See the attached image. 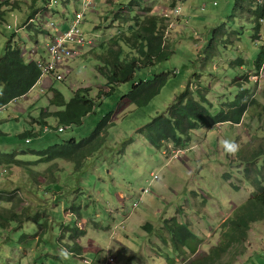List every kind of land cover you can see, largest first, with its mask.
<instances>
[{"label":"rangeland","instance_id":"obj_1","mask_svg":"<svg viewBox=\"0 0 264 264\" xmlns=\"http://www.w3.org/2000/svg\"><path fill=\"white\" fill-rule=\"evenodd\" d=\"M8 1L0 0V59L12 37L22 50L35 47L30 33L23 29L31 13L37 11L35 22L46 30L52 19L62 17L59 23H66L65 18H70V22L82 10L81 0H12L18 2L19 9H9ZM131 1L137 0H93L81 29L96 40V45L78 51L58 68L50 86L39 81L28 98L0 109V130L6 133L0 137V156L14 153L16 159L29 162L37 180L27 170L28 165L0 159V212L6 209L19 214L0 231V264H170L165 252L176 257L175 264H190L218 243L222 222L256 192L246 169L252 167L251 176L255 177L256 167H264V155L252 158L264 149V69L255 68L262 43L254 40L253 24L249 19L233 20L237 0H144L152 14L156 11L160 16L166 10L182 8L186 21L169 22L168 43L173 44V56L139 72L133 81L116 87L112 95L98 98L100 91L111 89L95 56L101 53L102 43H108L119 31L126 32L133 23L123 6ZM55 5L58 14L51 9L42 14V8ZM157 5L161 8L154 11ZM117 13L126 18L115 21ZM222 26L228 32L215 42V32ZM40 34L42 47L46 35ZM126 53L130 55L129 50ZM239 60H243V67L236 64ZM161 74H168L169 82L148 106L138 108L123 101L139 81ZM239 77L243 89L234 84ZM189 86L196 97L199 90L207 95L214 104L207 107L214 112L229 106L239 92L249 91L245 95L249 112L242 124L197 130L181 153L173 143L153 145L142 128L159 115L168 116ZM84 88L91 90L94 113L85 117L83 124L68 126L62 132L57 129L61 126L57 120L45 114V124L51 130L44 132L45 124L37 122L42 110H62L49 105L54 92L59 91L69 102L75 91ZM110 114L114 125L108 129L107 140L83 168L62 158L36 163V150L63 140L88 138ZM29 129L40 136L27 142L19 134ZM225 141L236 146L234 153L226 149ZM172 217L189 223L203 239L195 255L174 253L165 225ZM149 224L154 226L152 231ZM83 229L86 233L81 235ZM77 235L87 247L84 256L71 252ZM235 264H264V221L253 225L246 252Z\"/></svg>","mask_w":264,"mask_h":264},{"label":"trees","instance_id":"obj_2","mask_svg":"<svg viewBox=\"0 0 264 264\" xmlns=\"http://www.w3.org/2000/svg\"><path fill=\"white\" fill-rule=\"evenodd\" d=\"M11 1L9 0L6 3L9 9L20 8L18 2L12 3ZM49 1L53 2L52 0ZM64 1L67 3L72 0ZM49 5L47 3V6ZM47 6L41 9L42 14H46L49 9L58 14L59 9L56 5L52 8H47ZM123 6L126 7L129 17H132L133 23L126 29V32L119 31L117 35L108 40V43H102L101 53L95 56L103 65L99 68V71L106 79L108 89H111L107 92L100 91L98 98L112 95L116 87L133 81L139 72L167 62L173 56V44L168 43L170 34L167 35L170 27L169 19L152 14V9L146 6L144 0L131 1ZM137 10L143 15H137ZM122 12L125 11L122 10ZM120 13L114 14L115 21H119V18H126L125 15L120 16ZM2 16L3 13L0 12V24ZM36 16L37 11L36 14L31 13L23 26V29L27 30L35 41V46L39 45L41 32L46 35L45 37L52 36L48 28L42 30L38 20L35 22ZM237 18L249 19L254 26V40H259L262 43L261 51L255 61L256 70L261 71L264 69V41L262 40L264 0H237L233 20ZM179 21H182V18ZM227 32L226 26L218 28L215 32L214 41L216 42L220 35ZM14 40V37L10 38L0 59V109H4L12 102L27 96L38 84L42 75L36 60L27 58L21 49L23 46L15 43ZM127 50H129L130 55L126 53ZM242 63L243 60L236 62L238 67H243ZM241 81V77L234 81L235 86L239 89H243ZM168 82V74L141 80L133 86L132 90L123 98V101L134 104L138 108L146 107L160 95ZM90 92V88L79 89L74 92L71 100L67 102L62 93L55 91L52 98L49 99V105L62 110L52 113L42 110L41 120L39 119L37 122L45 124L44 115L48 114V116H53L61 127L65 126L66 128L83 124V119L94 113L96 108L95 101L90 98ZM248 92H239L236 100L230 103L229 106L214 112L207 107V104L211 108L214 107L207 95L199 90L198 99L196 92H193L191 86H189L171 106L168 116L159 115L142 130L147 140L153 145H163L171 142L178 147L187 146L192 141L194 133L203 127L242 124L250 108L248 101L245 99ZM112 125H114L113 114H110L104 117L97 125L95 132L88 138L63 140L60 143L36 150L35 152L39 154L36 163H48L62 158L73 161L79 168H83L86 161L102 149L107 140L108 129ZM5 134L0 130V137ZM36 135L40 136V132H35L32 129L19 134L26 141L27 139L32 140V137ZM253 155L255 157L252 156V158L264 155V149L260 148ZM0 159L8 164L28 165L27 170L37 182L36 172L29 162L16 159L14 153H5L0 156ZM250 168L252 167L246 169L247 176L255 186V194L246 202L237 206L233 213L222 222L219 229L220 238L218 243L206 254L196 256L190 264H235L238 257L246 252L253 225L264 221V167L262 170L256 167L257 174L255 177L251 176ZM18 216L19 214L16 211L5 209L0 212V231L2 228L8 227L10 221ZM149 225L152 229L153 225ZM149 225H147L148 228ZM165 225L169 230L170 240L174 245L176 255H195L198 253L203 239L189 223L180 221L178 217H172L166 220ZM81 232V235H83L86 230L83 229ZM79 237L77 235L74 239H79ZM84 248L79 242L76 243V250L82 251ZM164 254H167L170 264L176 263V257L172 256L171 252H165Z\"/></svg>","mask_w":264,"mask_h":264},{"label":"built area","instance_id":"obj_3","mask_svg":"<svg viewBox=\"0 0 264 264\" xmlns=\"http://www.w3.org/2000/svg\"><path fill=\"white\" fill-rule=\"evenodd\" d=\"M93 0H81L82 2V10L77 11L74 19L70 22L66 20V25L63 23H59L61 21H48V30L51 31L52 36L46 37V40L43 44V48L46 51L45 57L36 58L39 55V48L37 46L32 47L29 51L26 48L23 49L24 54L27 58H31L36 60V64L41 69L42 75L40 81L44 77L52 76L58 68L64 65L66 61L74 58L78 51L83 50L86 47H91L96 45V40L90 37L81 29L82 20L86 14V12L91 7V3ZM217 4V3H216ZM207 9V5L202 7V10L205 11ZM182 8H175L170 11L166 10L164 12L163 17L168 18L169 22L173 19L185 18L183 15ZM175 20V21H176ZM264 24V20H262ZM172 28L169 27L167 31V35H169L170 30ZM262 40L264 41V32L262 35ZM42 91H44L42 89ZM58 131L62 132L65 130V127H57ZM51 128L48 125H45L44 132L50 131ZM31 139H27L30 141ZM179 153L183 152L184 149H178ZM176 154H174L175 156ZM157 178L158 176L155 175ZM146 192H149V189H145ZM114 261V259H112ZM107 264V263H106Z\"/></svg>","mask_w":264,"mask_h":264},{"label":"crops","instance_id":"obj_4","mask_svg":"<svg viewBox=\"0 0 264 264\" xmlns=\"http://www.w3.org/2000/svg\"><path fill=\"white\" fill-rule=\"evenodd\" d=\"M107 1V0H106ZM160 8H161V6H159ZM159 7H158V5L157 6H155L154 8H153V10L155 11V9L156 8H158L159 9ZM155 14H157V15H159L160 16V14H158V13H156V11H155ZM59 18H57V19H52V20H58ZM68 19H70V18H65V20H68ZM186 19L187 18H182V21H186ZM59 21H63L62 19L61 20H59ZM182 21H180V22H182ZM188 21V20H187ZM66 23H63V25H65ZM45 40H46V37H44V42H45ZM38 46V48H39V55L41 56V57H45L46 56V51L44 50V48L43 47H41L40 45H37ZM243 69V68H242ZM56 76V73L55 74H53L52 76H48V77H44L39 83L41 84V85H43V86H46V85H48V86H50L51 85V83H52V78L53 77H55ZM38 83V84H39ZM37 84V85H38ZM44 91H45V89L44 88H42ZM28 96H29V94L27 95V96H25V97H23L22 99H26V98H28ZM14 102H16V101H14ZM14 102H12V103H14ZM11 103V104H12ZM167 143H169V144H172L171 142H167ZM174 144V143H173ZM189 146V144L187 145V146H185V147H188ZM180 149L182 148V149H186L187 150V148H183V147H179ZM84 221L82 220L81 222H80V224H85V223H83ZM118 225H121L120 223H117V226ZM149 229L152 231L153 229H154V226H153V228L151 229L150 228V225H149ZM128 237H131V232H128V231H126V233H125ZM78 239V238H77ZM76 239V240H77ZM77 242H79L80 243V238L77 240ZM118 243L119 244H123L124 245V242H121V241H118ZM81 244V243H80ZM82 245V244H81ZM83 247H85L82 251L81 250H76V249H74V248H72L71 250V252L72 253H74V254H76V255H78V256H84V254H85V251H86V246H84V245H82ZM81 253V254H80ZM92 264H98V262L97 261H93L92 262Z\"/></svg>","mask_w":264,"mask_h":264},{"label":"clouds","instance_id":"obj_5","mask_svg":"<svg viewBox=\"0 0 264 264\" xmlns=\"http://www.w3.org/2000/svg\"><path fill=\"white\" fill-rule=\"evenodd\" d=\"M224 144H225L226 149L229 152H233L234 153L236 151V146L235 145H233V144H231V143H229L227 141H225ZM65 255H67V254L65 253Z\"/></svg>","mask_w":264,"mask_h":264}]
</instances>
